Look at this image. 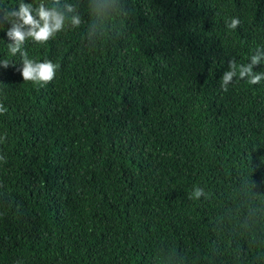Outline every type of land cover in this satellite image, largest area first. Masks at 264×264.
I'll list each match as a JSON object with an SVG mask.
<instances>
[{"label":"trees","instance_id":"16d2710c","mask_svg":"<svg viewBox=\"0 0 264 264\" xmlns=\"http://www.w3.org/2000/svg\"><path fill=\"white\" fill-rule=\"evenodd\" d=\"M122 4L95 49L25 45L60 65L42 87L0 30V264H264V81L220 87L264 46V0Z\"/></svg>","mask_w":264,"mask_h":264},{"label":"clouds","instance_id":"9594fccd","mask_svg":"<svg viewBox=\"0 0 264 264\" xmlns=\"http://www.w3.org/2000/svg\"><path fill=\"white\" fill-rule=\"evenodd\" d=\"M82 0H34L16 4L0 3V30L6 25L7 52L10 57H20V66L16 69L24 82L34 86H45L51 83L60 67L49 59L39 61L29 58L25 45H46L60 33L83 28L82 38L87 49H95L96 42L106 33V21L114 14L123 11L122 0H86V15L82 14ZM241 24L238 17L226 21L229 30H236ZM248 63L238 64L235 59L228 60V70L220 77V87L224 92L234 80H246L249 85H257L264 81V71L254 68L264 65V46L257 47L249 56ZM16 63L10 59L0 60V66L7 69ZM8 112L0 102V115ZM7 141V133L0 136V143ZM0 162L7 163V158L0 155ZM0 187H3L0 184ZM207 199L204 188L196 186L189 193V199ZM2 214V213H0Z\"/></svg>","mask_w":264,"mask_h":264}]
</instances>
